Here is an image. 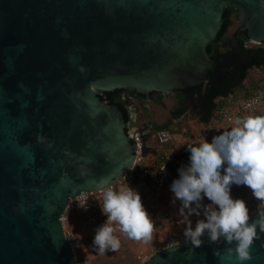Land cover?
<instances>
[{
  "label": "water",
  "instance_id": "water-1",
  "mask_svg": "<svg viewBox=\"0 0 264 264\" xmlns=\"http://www.w3.org/2000/svg\"><path fill=\"white\" fill-rule=\"evenodd\" d=\"M225 7L264 42V0H0V264H76L61 221L68 201L105 189L102 179L108 187L135 151L122 111L97 93L206 81ZM202 239L141 264H240L225 254L235 242ZM262 243L264 233L244 264H264Z\"/></svg>",
  "mask_w": 264,
  "mask_h": 264
},
{
  "label": "clouds",
  "instance_id": "clouds-1",
  "mask_svg": "<svg viewBox=\"0 0 264 264\" xmlns=\"http://www.w3.org/2000/svg\"><path fill=\"white\" fill-rule=\"evenodd\" d=\"M188 150L190 163L178 170L179 178L170 185L172 203L180 201L181 214H202L204 218L197 219L194 227L191 220L187 222L185 241L194 248L202 246L205 235L210 244H219L222 238L228 245L235 242L234 248L225 250L226 257L235 256L244 264L252 259L251 247L264 233V115L237 118L230 131L213 136L211 142L188 145ZM101 183L106 186L101 209L107 219L95 230L93 247L100 253L118 250L117 231L130 239L149 242L155 226L139 192L128 185L107 187L110 182L106 179ZM232 185L247 186L260 202L257 220L250 222L244 199L232 197ZM205 197L211 201L207 206L202 204ZM214 255L221 256L219 248L214 249Z\"/></svg>",
  "mask_w": 264,
  "mask_h": 264
},
{
  "label": "rangeland",
  "instance_id": "rangeland-1",
  "mask_svg": "<svg viewBox=\"0 0 264 264\" xmlns=\"http://www.w3.org/2000/svg\"><path fill=\"white\" fill-rule=\"evenodd\" d=\"M231 25L227 35L238 26V21L236 20L235 13L231 14ZM247 45L259 44L253 40L246 42ZM262 44V43H260ZM264 85V67H252L247 74V77L243 81L242 87L237 88V94L242 93L243 90H249V92L256 90L260 86ZM174 91L166 92L162 95V98L158 101H149L154 96L148 95V100L143 101L136 100L134 98L131 101L126 102V108L129 113V122H126L125 126L128 127L127 134L130 137V133L135 128L142 129L148 134L146 142L152 146L151 151L161 152L163 158L169 157L171 154H164L163 150L166 148L175 149L185 146L188 142L194 138H200L206 133L205 125L199 121V109L197 96L198 93L193 91L189 96H187L182 102V107L185 112L181 117L174 118L170 122L168 121V127L172 132V139L167 143L168 146H163V144L157 143L153 127H150V121L154 120L157 124L163 122L166 117V111L168 107L175 104ZM153 95L156 93L153 92ZM149 114V117L145 115ZM264 115V103L263 105L249 113L247 116ZM245 116V117H247ZM217 121L216 124H220ZM235 124H224L223 131H230ZM134 127V128H132ZM221 132V133H222ZM166 152V151H165ZM173 154V153H172ZM131 187L132 189L139 192L141 196L142 203L145 209L150 214L154 222V232L153 237L149 242H144L143 240H134L128 238L125 234L117 231L115 235L120 240V247L116 251H107L105 253H100L97 249L93 247V237L95 235V230L101 226L105 221H98L92 223L90 226H84L81 220V215L76 211H65V215L68 218L63 221V228L65 235L72 236L73 242V254L74 261L76 264H141L145 259L144 255H150L157 251L158 249L164 247L165 240L169 233L183 234L184 228L189 220L192 224L196 222L197 219H203V215L200 217L188 216L186 212L181 214L179 211L180 201H176L175 204L172 203L174 193L171 191L170 185L161 188L156 191H147L140 183H134L126 180L124 177H120L111 183L114 189H119L120 187ZM97 191L92 195V200L98 208H101L103 204V191ZM231 195L233 198H241L246 201L248 207L251 211L253 195L251 190L244 185H232ZM211 201L204 198L202 204L207 206Z\"/></svg>",
  "mask_w": 264,
  "mask_h": 264
},
{
  "label": "trees",
  "instance_id": "trees-1",
  "mask_svg": "<svg viewBox=\"0 0 264 264\" xmlns=\"http://www.w3.org/2000/svg\"><path fill=\"white\" fill-rule=\"evenodd\" d=\"M235 13L237 20V10L231 7H225L222 13V23L216 36L209 41L206 46V51L209 57L214 61V65L208 70V79L200 82L197 85L187 86L182 89H175V104L168 107L166 111V119L161 123H156L154 120L150 121L152 131L160 129H168V121L174 118L181 117L185 112L182 107L184 92L196 91L199 93L197 101L199 104V121L205 125H215L219 121L217 111L224 101L229 97H245L264 89V85L256 90L249 92L243 90L242 93L237 94V88L242 87L243 81L247 77L248 71L252 67H264V42L262 44L247 45L249 41L246 30H237L239 26L235 27L229 35V27L231 25V14ZM238 21V20H237ZM123 88H116L109 91L98 92V97L105 103H113L117 105L122 111L125 122H129V113L126 108V102L134 98L143 101L148 100V96L135 92L133 88H128V93L122 94ZM163 94H158L157 99H149V101H158ZM149 117V114L145 115ZM128 130V127H125ZM155 131L153 133H155ZM171 131V130H170ZM172 132V131H171ZM148 136L144 133L143 137ZM157 143H159L156 140ZM135 180L137 182L138 172L134 168Z\"/></svg>",
  "mask_w": 264,
  "mask_h": 264
},
{
  "label": "built area",
  "instance_id": "built-area-1",
  "mask_svg": "<svg viewBox=\"0 0 264 264\" xmlns=\"http://www.w3.org/2000/svg\"><path fill=\"white\" fill-rule=\"evenodd\" d=\"M263 103L264 89L245 97L238 98L231 96L227 98V100L221 104L217 111L220 124L205 125L203 123L207 130L204 136L200 138L196 137L185 144V146L177 148L176 151L167 158L150 159L143 137L145 131L136 128L130 133V138L132 140L134 139L135 143L134 159L131 167L121 177L126 178V180L130 182H134V168L136 167L139 180L134 183H141L145 190L152 192L169 186L172 184L173 180L179 178L178 170L190 163V151L188 150V145L198 146L205 140L211 142L213 136L221 134L224 124H235L237 118H244L249 113L259 109ZM154 136L155 139L163 145L167 144L172 139L171 131L168 129L157 130L155 131ZM109 186H111V184ZM97 191L101 190L81 192L69 200L63 214L61 215L62 223L68 218V215L64 214L67 210L79 212L85 228L94 222L106 221V215L102 212V209L98 208L92 200V195ZM259 205L260 202L253 197V208L251 209L250 214L257 210ZM194 226L195 223L193 224V227ZM66 237L70 241L73 248L74 240L72 239V236L67 235ZM184 239L185 238L183 234H177L176 232L169 233L164 245L169 246ZM146 258H148V255H144V259Z\"/></svg>",
  "mask_w": 264,
  "mask_h": 264
},
{
  "label": "crops",
  "instance_id": "crops-1",
  "mask_svg": "<svg viewBox=\"0 0 264 264\" xmlns=\"http://www.w3.org/2000/svg\"><path fill=\"white\" fill-rule=\"evenodd\" d=\"M132 128H134V127H132ZM136 129V128H135ZM134 129V130H135ZM138 129V128H137ZM141 129V128H140ZM133 131V130H132ZM144 140H145V143H146V147H147V152H148V155H149V157H150V159H159V158H163V154H161V152H154V151H151V148H152V146L151 145H149L147 142H146V140H147V136L144 138ZM163 146H168L167 144H165V145H163ZM178 147H176L175 149H170V148H166V149H164L163 150V153L164 154H171L172 155V153H174L175 151H176V149H177ZM166 151V152H165ZM171 155H169V156H171ZM141 184V183H140Z\"/></svg>",
  "mask_w": 264,
  "mask_h": 264
},
{
  "label": "flooded vegetation",
  "instance_id": "flooded-vegetation-1",
  "mask_svg": "<svg viewBox=\"0 0 264 264\" xmlns=\"http://www.w3.org/2000/svg\"><path fill=\"white\" fill-rule=\"evenodd\" d=\"M126 89H128V88H123V89H122L121 92H122L123 95H124V93H125V94L128 93V90H126ZM153 92H154V91H153ZM153 92H150V95H151V96H154V97L151 98V99H157L159 93H158V92H155L156 94L153 95V94H152ZM191 93H193V91L184 92V98H183V101H184V99H185L187 96H189ZM197 93H198V92H197ZM198 96H199V93H198ZM198 96H197V97H198ZM148 97H149V96H148ZM198 109H199V104H198Z\"/></svg>",
  "mask_w": 264,
  "mask_h": 264
}]
</instances>
